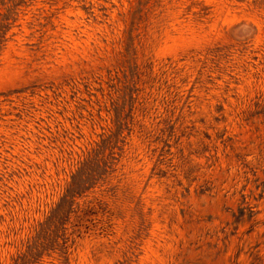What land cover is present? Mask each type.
Here are the masks:
<instances>
[{"label":"rangeland","instance_id":"rangeland-1","mask_svg":"<svg viewBox=\"0 0 264 264\" xmlns=\"http://www.w3.org/2000/svg\"><path fill=\"white\" fill-rule=\"evenodd\" d=\"M0 264H264V0H0Z\"/></svg>","mask_w":264,"mask_h":264}]
</instances>
